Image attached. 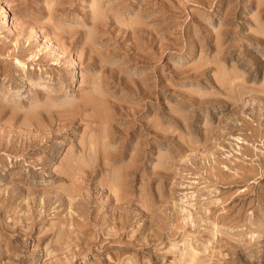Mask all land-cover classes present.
<instances>
[{
	"label": "rangeland",
	"instance_id": "1",
	"mask_svg": "<svg viewBox=\"0 0 264 264\" xmlns=\"http://www.w3.org/2000/svg\"><path fill=\"white\" fill-rule=\"evenodd\" d=\"M0 264H264V0H0Z\"/></svg>",
	"mask_w": 264,
	"mask_h": 264
}]
</instances>
